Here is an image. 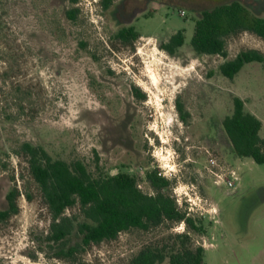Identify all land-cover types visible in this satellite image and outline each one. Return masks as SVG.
<instances>
[{"label":"rangeland","instance_id":"1","mask_svg":"<svg viewBox=\"0 0 264 264\" xmlns=\"http://www.w3.org/2000/svg\"><path fill=\"white\" fill-rule=\"evenodd\" d=\"M227 1L113 0L103 8L101 0H0V210L18 191L17 211L0 219V264H130L145 247H171L177 233L203 247L205 264H264V164L237 157L221 125L238 96L264 137V62L244 64L233 79L219 71L240 51L264 54V39L231 34L226 56L189 43L200 11ZM239 1L264 17V0ZM131 25L139 36L117 39ZM181 29L183 45L167 52L162 45ZM24 143L80 160L94 176L127 172L145 193L146 174L156 171L201 230L165 221L61 254L82 235L74 228L64 244L47 239L52 216ZM230 170L233 185L215 183ZM64 215L83 221L77 205Z\"/></svg>","mask_w":264,"mask_h":264},{"label":"trees","instance_id":"2","mask_svg":"<svg viewBox=\"0 0 264 264\" xmlns=\"http://www.w3.org/2000/svg\"><path fill=\"white\" fill-rule=\"evenodd\" d=\"M75 3L77 0H71ZM113 0H101L103 8H108ZM77 8L66 11L69 19H75ZM239 31H249L264 39V17L252 12L239 0L221 2L200 11L194 20V30L190 45L199 54L226 56L225 38ZM122 42H132L139 33L134 26L120 28L116 35ZM185 41L184 30L173 33L162 47L173 53ZM264 62V54L255 49L243 50L232 59L219 65L220 73L233 79L244 64ZM135 94L142 97L137 91ZM230 114L224 116L221 125L226 133L232 151L237 157H250L257 164H264V137L260 135L261 121L254 114L245 111L243 100L234 96ZM181 110V105H179ZM27 155L30 174L39 185L42 196L52 216L47 239L64 244L74 228L82 235L81 242L70 246L61 254L73 255L80 248L103 240H110L131 228L148 230L163 222L182 221L188 228L200 231L186 212L181 210L172 195L164 188L169 181L156 171L146 174L152 187L151 193L143 192L134 176L118 172L109 176H94L80 160L66 161L52 158L42 147L22 145ZM16 188L10 190L6 199L8 208L0 210L4 220L17 211ZM78 206L83 221L74 223L65 210ZM171 247H145L132 259L130 264H205L202 246L193 247L187 233H177Z\"/></svg>","mask_w":264,"mask_h":264},{"label":"built area","instance_id":"3","mask_svg":"<svg viewBox=\"0 0 264 264\" xmlns=\"http://www.w3.org/2000/svg\"><path fill=\"white\" fill-rule=\"evenodd\" d=\"M215 161L211 160V164H214ZM229 175H225V173H216V180L215 183H226L228 185H233L234 181L238 178L237 173L234 170H230Z\"/></svg>","mask_w":264,"mask_h":264},{"label":"flooded vegetation","instance_id":"4","mask_svg":"<svg viewBox=\"0 0 264 264\" xmlns=\"http://www.w3.org/2000/svg\"><path fill=\"white\" fill-rule=\"evenodd\" d=\"M126 27H128V26H126Z\"/></svg>","mask_w":264,"mask_h":264}]
</instances>
